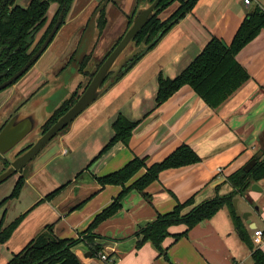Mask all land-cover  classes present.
I'll return each mask as SVG.
<instances>
[{
  "label": "crops",
  "instance_id": "crops-1",
  "mask_svg": "<svg viewBox=\"0 0 264 264\" xmlns=\"http://www.w3.org/2000/svg\"><path fill=\"white\" fill-rule=\"evenodd\" d=\"M77 1L58 33L69 29L82 12L87 10L92 14L97 10L98 3L91 5L95 0H86L82 9L72 14ZM132 4L133 0H128L126 10L115 12L112 44L123 33L125 17ZM104 5L107 24L99 37L95 31L91 49L87 51L93 54L92 58L110 24V9ZM254 6L264 10V0H249L248 4L244 0H198L192 11L123 77L40 150L27 170L17 176L24 177L19 196L0 205L4 227L26 213L10 238L0 244V264H5L48 224L52 225L51 230L57 237L76 239L122 189L119 185L101 187L96 176L118 170L134 156L148 157L147 165L161 161L181 144L191 146L201 161L161 171L158 179L145 189L150 200L131 190L121 201L118 212L96 228L95 232L103 237L96 242L103 245L102 252L111 255L112 264H253L252 251L236 233L227 207L191 228L177 241L173 242L171 236L165 238L162 247L167 248V258L161 256L150 241L137 247L138 238L133 233L152 221L156 214L171 211L177 202L191 196L196 205L212 197L217 185L220 194L227 193L230 187L224 182L225 178L242 168L256 153L259 139L264 140V30L236 55L251 79L219 110H211L188 85L182 86L159 106L154 101L159 73L174 78L212 37L229 44ZM89 19L82 21L83 27L76 38L78 42L83 39ZM85 40L87 45L90 40ZM55 43L59 50L53 49L46 55ZM48 49L24 77L0 93L3 101L15 97L25 99L33 94L57 53L67 57L73 50L63 41L56 42V38ZM80 75L74 89L84 80ZM12 110L13 107L0 125L14 113ZM118 114L139 121L128 143L114 144L88 166L112 137L111 125ZM144 171L141 169L133 179ZM16 180L2 189L4 194L11 188L6 196L0 197V202L11 193ZM67 182L54 198L45 199L47 194ZM256 183L260 191L249 187L236 198L240 212L252 213L247 220L239 216L251 241L255 229L263 232L260 242L253 244L264 252V179ZM11 208L14 210L9 214ZM184 229L180 224L170 227L169 232L176 234ZM74 252L83 264H105L92 254L85 255L90 252L85 242L77 245Z\"/></svg>",
  "mask_w": 264,
  "mask_h": 264
},
{
  "label": "trees",
  "instance_id": "trees-1",
  "mask_svg": "<svg viewBox=\"0 0 264 264\" xmlns=\"http://www.w3.org/2000/svg\"><path fill=\"white\" fill-rule=\"evenodd\" d=\"M72 1L30 0L26 8L15 5L11 9L5 8L0 11V82L9 78L28 62L32 53L53 26L60 11L63 9L64 15H66ZM153 1L134 0L131 12L126 15V25L123 33L97 62L92 72H84V68L88 64L92 53H88L82 58L78 64V71L87 74V81L85 84L80 82L71 95L52 111L42 123L40 134L45 133L76 102L99 66L131 25L136 9ZM50 2L57 3L58 8L43 37L35 48L30 50L34 35L46 21V12ZM197 2L198 0H159L154 8V14L132 40L135 50L133 55L116 72L111 71L109 73L108 76H113V81L108 88L123 77L175 24L190 13ZM173 3H177L176 8L165 18H161L159 15ZM106 24L107 17L105 5H103L98 9L96 18L98 37L102 34ZM262 30H264V10L258 6H254L242 20L229 44H225L217 37H212L189 65L174 78H168L159 73L154 99L155 105L159 106L182 86L188 85L211 110H219L251 79L246 69L236 60V55ZM260 90H262V87H260ZM138 123L139 121H131L122 114H118L111 125L112 137L88 166L107 152L114 144L118 142L127 144ZM68 125L63 129L65 130ZM30 146L31 144L21 149L17 155ZM258 151H262L263 155L248 172L239 168L225 178L224 182L230 187L227 193L220 194L219 186L217 185L212 197L206 198L196 205H193L194 196H191L183 202H177L171 211L156 214V217L152 221L141 226L133 233V236L138 238L136 246L139 247L146 241H150L156 247L159 254L167 258V248L164 249L162 247L165 238L171 236L173 237V242H175L187 235L191 228L202 221L210 219L223 207H227L236 233L252 251L251 258L253 264H264V252L259 247L254 246L243 227L240 217L236 215L232 202L235 197L244 194L252 183L264 179V140L262 139L258 141L256 152ZM147 160L148 157L145 156H134L118 170L95 177L101 187L119 185L122 189L108 206L93 217L85 230L76 239L57 237L51 230L52 225L48 224L26 243L21 250L13 253L12 257L5 264H83L74 252V248L81 242H85L91 254L97 257L98 252L103 250V245L96 242V239H102L103 237L95 232L96 228L118 212L121 208V201L131 190L140 192L146 200H150L151 196L145 192V189L158 179L161 171L198 163L201 161V157L191 146L181 144L161 161L147 165ZM7 166L8 161H3V168L0 172ZM141 169H145L144 173L133 179ZM132 179L133 181L125 186ZM68 183L59 186L47 194L45 199L51 200L54 198ZM23 185L24 177L19 176L11 193L0 202V205L8 199L17 198ZM188 207H190L189 210L184 212ZM25 214H21L5 227L2 220H0V244L10 238L12 232L19 225ZM180 224L184 225L185 229L182 232L170 234L169 228ZM107 258L109 259L107 264H112L113 260L110 254H107Z\"/></svg>",
  "mask_w": 264,
  "mask_h": 264
},
{
  "label": "rangeland",
  "instance_id": "rangeland-1",
  "mask_svg": "<svg viewBox=\"0 0 264 264\" xmlns=\"http://www.w3.org/2000/svg\"><path fill=\"white\" fill-rule=\"evenodd\" d=\"M85 1L86 0H78L75 3L76 6L75 7L73 6L74 9H72L74 10L73 12L75 13L72 14H77L86 4V3L84 4ZM127 1L128 0H95V2L91 4L92 6H94L98 2H101L99 4V7H97L96 11H94L92 14L88 13L87 10L84 11V13L82 12L83 14L81 13L79 15V17L70 25L69 29H65L64 31H62V33H58L55 37L56 42L63 41V43H67V46L69 47L70 50L73 49L72 52L75 51L74 54L72 53L73 56L71 54L70 56L64 57L62 54L59 55L57 53L58 56H56L55 61L49 66L47 70V75L44 77L42 84L34 94L27 96V98L21 99L20 97H15L3 101L2 100L3 96L0 95V122L3 120L5 121V119L9 116L11 107H13L14 109L12 111L14 112L20 111L21 116L23 117L30 116L34 121V128L28 134V136L20 143H18L12 150H10L5 158L0 156V170L3 168V161L11 160L17 151L21 150L25 145L37 139L38 135L40 134V127L42 123L45 121V119L51 114V112L54 109H56L61 104L62 101H64L71 95L74 89V84L77 82L78 79L81 78V75L79 74L80 72H78L79 61L81 60L82 55L84 53H87V51L91 49L90 43H92L95 31L97 30L95 26H96L98 9L104 4L108 5V9H110L109 11L110 24L108 26L107 32L104 33V36L102 37L101 42L96 49V52L94 54L95 57L92 58L93 54L91 55V58L89 60V65L87 67L89 71H93L95 69L97 62L112 46L111 44L113 39L111 38V34L114 25L116 24L115 18L117 16L115 12L120 10H126ZM28 2L29 0H16V3L24 7L27 6ZM133 4H134V0H133ZM133 4L131 6V9L133 7ZM176 6L177 3L171 4L159 16L161 18H165L176 8ZM52 9L53 6L50 7L48 11L49 14L53 12ZM131 9L129 13L131 12ZM69 16H70V12L67 18ZM88 17L90 19L88 21L87 27L84 28L85 33L83 39L78 42L76 38L79 35L80 29L83 27L82 21ZM125 25H126V17H125ZM87 38L90 40V42H88V44L86 45L85 39ZM53 49L59 50V46L55 43L53 45V48L48 49L46 55L49 54L50 51H53ZM133 53H134L133 47L129 45L126 48V50L123 52V54L119 56L113 68L117 69L119 65L125 62V60L129 56L131 57ZM68 57H71L72 59H69ZM63 130L59 131V133L62 132ZM29 164L30 163L24 166L21 171H17L15 174L7 178L4 182L0 183V197H4L10 192L11 188H9L10 190H8L3 194L2 189L14 183L16 178H18L17 176L23 174L27 170ZM13 200L14 199H12V201ZM240 208L241 206L238 207V210H240ZM13 210L14 208L9 209L8 210L9 214H11Z\"/></svg>",
  "mask_w": 264,
  "mask_h": 264
},
{
  "label": "water",
  "instance_id": "water-1",
  "mask_svg": "<svg viewBox=\"0 0 264 264\" xmlns=\"http://www.w3.org/2000/svg\"><path fill=\"white\" fill-rule=\"evenodd\" d=\"M158 1L159 0H154L152 3L140 6L136 9L131 25L127 28L120 41L99 66L92 79L88 83L87 87L80 94L76 102L62 116H60L45 133L39 134L35 141L30 142L23 147L25 148L26 146L31 144L29 148L18 155L17 153L20 150L17 151L11 160H6L8 161V166L0 172V183L4 182L7 178L26 166L32 159H34V157L40 152V150H42V148L57 135L59 131L70 124L85 108H87L108 89V86L113 81V76H108L109 73L111 71L116 72L130 58V56L125 60V62L120 64L117 69L113 68L115 62L129 45L133 47V38L154 14V8ZM62 17L63 13L59 15L55 25L53 26L39 49L33 54V56L24 66H22L9 79L0 84V90L6 88L8 85L12 84L20 76H22V74L29 68L31 63L44 51L49 41L57 31L62 21ZM33 128L34 121L30 116L23 117L21 116L20 111H15L0 129V156L5 158L7 153L12 150L18 143L24 140L33 130ZM262 155V151L256 152L253 157L242 166V169L248 172L256 164V161L262 157ZM250 187L252 190L260 191L261 189L259 188L257 183H253ZM237 201L238 199L236 197L232 201L236 215L247 220L252 213L249 211L240 212L238 210ZM85 255L89 257L91 256V253L87 252V254Z\"/></svg>",
  "mask_w": 264,
  "mask_h": 264
},
{
  "label": "flooded vegetation",
  "instance_id": "flooded-vegetation-1",
  "mask_svg": "<svg viewBox=\"0 0 264 264\" xmlns=\"http://www.w3.org/2000/svg\"><path fill=\"white\" fill-rule=\"evenodd\" d=\"M29 2H30V0H29ZM29 2H28V4H29ZM74 2H75V0H73L72 1V3H71V5H70V7H69V10L66 12V15H64V10L62 9L61 11H60V13L58 14V16L56 17V20H55V22H54V24H53V26L55 25V23H56V21H57V19H58V17H59V15L61 14V13H63V17H62V21H61V23H60V25H59V27H58V29H57V31L55 32V34H54V36L52 37V39L49 41V43H48V45H47V47L44 49V51L38 56V58H36L32 63H31V65L29 66V68L22 74V76H20L16 81H14L12 84H10V85H8L6 88H4V89H2V90H0V93H2L3 91H5L6 89H8V88H10V87H12L15 83H17L22 77H24L31 69H32V67L36 64V62L42 57V55L45 53V51L49 48V46L51 45V43L53 42V40L55 39V37H56V35H57V33H58V31H59V29H60V27L65 23V21H66V19H67V16H68V14H69V12H70V10H71V8H72V5L74 4ZM101 2H98V5H97V7H99V4H100ZM27 4V5H28ZM15 5H18V6H20V7H22V8H26L27 6H21V5H19L18 3H16V0H0V11L1 10H3V9H5V8H8V9H11V7H13V6H15ZM53 6V12L52 13H48V11H49V9H50V7H52ZM97 7H96V9H97ZM57 8H58V4L57 3H55V2H50V4H49V7H48V10H47V12H46V21H45V23H44V25L36 32V34L34 35V38H33V41H32V45L30 46V50L31 49H34L35 48V46L38 44V42L40 41V39L43 37V35H44V33L46 32V30H47V28L49 27V24L51 23V21L53 20V17H54V15H55V12H56V10H57ZM63 22V23H62ZM53 26L51 27V29L53 28ZM51 29L49 30V32L51 31ZM49 32L44 36V38L42 39V41L40 42V44L38 45V47L36 48V50L32 53V55L30 56V58L33 56V54L39 49V47L42 45V43H43V41L46 39V37H47V35L49 34ZM73 54H74V52H72ZM73 54H72V56H73ZM88 54V53H87ZM86 55V53H84L83 55H82V58L84 57ZM71 56V57H72ZM71 57H69V59H72ZM30 58H29V60H30ZM82 58H81V60H82ZM28 60V61H29ZM80 60V61H81ZM79 61V62H80ZM88 65H89V62H88V64L85 66V68H84V72H88V73H90V72H92V71H89L88 69H87V67H88ZM79 72V71H78ZM16 73V72H15ZM80 74H82L83 76H84V80L81 82L82 84L84 83L85 84V82L87 81V74H83V73H81L80 72ZM44 75H45V73H44ZM12 76V75H11ZM10 76V77H11ZM9 77V78H10ZM44 77V76H43ZM9 78H7V79H9ZM7 79H4L3 81H1L0 82V84L2 83V82H4V81H6ZM43 80H44V78H42V80H40V84L36 87V90H35V92L37 91V89L40 87V85L42 84V82H43ZM86 80V81H85ZM85 81V82H84ZM34 92V93H35ZM33 93V94H34ZM5 123V122H4ZM3 125V124H2ZM1 127H3V126H1Z\"/></svg>",
  "mask_w": 264,
  "mask_h": 264
},
{
  "label": "built area",
  "instance_id": "built-area-1",
  "mask_svg": "<svg viewBox=\"0 0 264 264\" xmlns=\"http://www.w3.org/2000/svg\"><path fill=\"white\" fill-rule=\"evenodd\" d=\"M244 2L246 4L249 3V0H244ZM220 168L218 169V172H220ZM263 238V232L261 230L255 229L252 235V241L253 243L257 244L260 242V240ZM97 258L100 259L102 262H104L105 264H107V261H109V259L107 258V253L105 252H98L97 254Z\"/></svg>",
  "mask_w": 264,
  "mask_h": 264
}]
</instances>
